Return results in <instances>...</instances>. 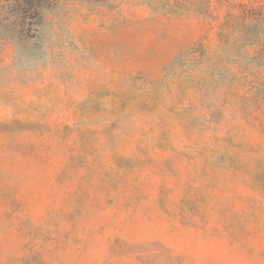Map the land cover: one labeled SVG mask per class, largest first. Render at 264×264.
<instances>
[{
  "label": "rangeland",
  "instance_id": "rangeland-1",
  "mask_svg": "<svg viewBox=\"0 0 264 264\" xmlns=\"http://www.w3.org/2000/svg\"><path fill=\"white\" fill-rule=\"evenodd\" d=\"M40 1L0 0V264H264V0Z\"/></svg>",
  "mask_w": 264,
  "mask_h": 264
},
{
  "label": "trees",
  "instance_id": "trees-1",
  "mask_svg": "<svg viewBox=\"0 0 264 264\" xmlns=\"http://www.w3.org/2000/svg\"><path fill=\"white\" fill-rule=\"evenodd\" d=\"M9 3L14 6L15 12L21 16L27 13L32 7H34V11L42 7L40 0H9Z\"/></svg>",
  "mask_w": 264,
  "mask_h": 264
}]
</instances>
